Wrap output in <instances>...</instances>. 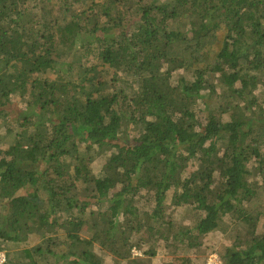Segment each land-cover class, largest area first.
Masks as SVG:
<instances>
[{
  "label": "trees",
  "instance_id": "16d2710c",
  "mask_svg": "<svg viewBox=\"0 0 264 264\" xmlns=\"http://www.w3.org/2000/svg\"><path fill=\"white\" fill-rule=\"evenodd\" d=\"M74 2L0 0V135L14 131L0 155L4 264L19 257L10 242L24 245L18 264H155L139 215L165 246L157 264H189L204 254L192 231H215L226 214L248 221L258 207L255 221L264 216V0ZM55 4L61 15L46 8ZM211 74L224 100L201 94ZM15 95L34 112L14 117ZM76 181L94 193L81 200ZM169 188L192 225L181 232L162 203ZM259 227L221 264H264Z\"/></svg>",
  "mask_w": 264,
  "mask_h": 264
},
{
  "label": "rangeland",
  "instance_id": "374dc122",
  "mask_svg": "<svg viewBox=\"0 0 264 264\" xmlns=\"http://www.w3.org/2000/svg\"><path fill=\"white\" fill-rule=\"evenodd\" d=\"M56 1V0H54ZM73 1L74 0H70ZM78 4L76 2H74V6H77ZM58 5L55 4L53 6H49L46 7L49 10H53V12L55 13V16L57 15H61L62 10L59 9L57 7ZM72 5L70 6L71 9ZM69 9V10H70ZM78 11V8H77ZM94 63L92 61H89L87 63H85L86 67H89L91 65H93ZM91 68L95 69V65L91 66ZM75 71H81L80 68H78V65H76L75 67ZM48 74V73H47ZM217 74L216 75H209L208 80L209 82H211V84H213V87H209L206 88L204 90H201V94L206 96L207 101H212V100H216L218 97L222 100H224V95H223V91H222V84L221 82H218L217 79ZM50 77H53L52 75H50ZM188 80V79H187ZM123 90H126L127 92L130 91V87H122ZM26 99H23L22 97H18L17 95H15V99L14 101L9 105V109L10 112L12 111L14 113V117H20L26 114L30 115L31 113H33L34 111H28L27 112V108L28 105L26 104ZM194 105H196V107H201L203 108L204 101L202 100V98H196L195 102L193 103ZM13 113H11V115L13 116ZM29 118L31 119L32 116H29ZM30 122V121H29ZM17 123L19 124V127H17L16 129H21V123H20V119H17ZM5 129L1 130V135H0V155H1V150H6L7 148H9L11 146V142L13 141V132L9 133L7 131H4ZM129 136V133H127ZM128 138V137H125ZM120 142V140H118ZM121 143V142H120ZM83 143L81 141L78 142V144L76 146H78V148H82L83 147ZM94 163V168L97 169L100 165L101 168L104 167V163H103V157L101 154L98 155L97 159L93 162ZM249 166L252 168V178L256 177L257 175H260V165L259 163L256 162H249ZM193 169V165L190 164L189 166V170ZM183 176H187L186 173L183 174ZM76 189H77V194L78 197L82 200L84 198H87L85 196H89L92 195L94 192L92 191V187L91 185L88 184H84V183H80L79 181H76ZM172 194H173V189L169 188L166 192H165V199L162 202L166 207H167V211H168V215L172 216L173 218H178L180 219V224L178 225L176 230H180L181 232V228L182 229H187L189 228L191 225V223L189 221H187V219H185V221L182 222L183 218L181 219V212L183 211V207L182 206H175L172 203ZM142 196V195H141ZM134 204H137L139 207H142L144 210L147 208V202L146 199L143 197H136L135 200L132 202ZM93 205V204H92ZM90 208L95 209V206L93 205ZM62 204L60 205V207L62 208ZM90 208L88 209V212L86 213H91ZM261 208L258 207L254 210H252L251 212H249L250 217L252 216L253 218H250L248 221H245L242 219L241 217H231V215L226 214L223 215L222 217V221H221V226L215 230L212 231L206 235L203 236H196L195 231H191L188 232V234H194L192 237H195V241H197V243H202L203 244V248H204V256L201 254L200 258H195V256L192 257V259L189 261V264H207L208 262L211 264H219L218 262V258L219 255L225 252L226 247L229 246H233V240L236 236L246 232L249 229L253 228L257 231V232H261L260 231V225H264V216H260V219L257 218V220L255 221L254 217L256 216L255 213L260 210ZM84 214L82 217L86 218L87 214ZM61 214L64 216V212H61ZM167 215V216H168ZM134 217V215H133ZM132 217V218H133ZM140 218H142V222H140V230L142 233V238L144 239L145 243L148 244L151 248L155 249V256L153 257V263L157 264L162 260V257H164L166 255V249L165 246L163 244V242H161L160 240H158V238L156 237V233L154 235H152L154 232L152 231L151 233L147 230V226L149 224V220L148 218H146L145 215H139ZM190 217V215L188 216ZM88 223V221L86 220V224ZM182 225V226H181ZM90 235V236H89ZM24 236V235H23ZM191 236V235H189ZM85 237H90L93 238L96 247H102L103 244V239H100L99 237H97L94 233H86V232H81L79 233V238H85ZM31 240L30 237H22V240H19V242L21 243L22 241L25 240ZM182 242V241H181ZM7 246H9L7 248V252H11V254L17 253L19 255V257H17L18 259L15 261L14 258L15 256L11 255V263L10 264H18V262L20 261V257L22 256V249L24 248L22 244H18V243H7ZM168 246V245H167ZM169 248V247H166ZM96 250H94L96 253L100 254L98 252V249L95 248ZM213 249V250H212ZM3 250L4 252L6 250L4 249H0ZM192 248L189 249V252H192ZM137 253H139V251H136ZM208 252V253H207ZM212 252V253H211ZM185 253H187V250L185 251ZM6 254V252H5ZM181 255V254H180ZM100 256L104 262V264H125L122 263L121 260L116 261L115 258H110L107 256H102V255H97ZM168 256V254H167ZM15 262H14V261ZM221 264V262H220Z\"/></svg>",
  "mask_w": 264,
  "mask_h": 264
},
{
  "label": "built area",
  "instance_id": "2783aa9c",
  "mask_svg": "<svg viewBox=\"0 0 264 264\" xmlns=\"http://www.w3.org/2000/svg\"><path fill=\"white\" fill-rule=\"evenodd\" d=\"M6 261V254L3 250H0V264H4V262ZM218 262L220 264V259L218 258ZM207 264H211V263H207Z\"/></svg>",
  "mask_w": 264,
  "mask_h": 264
},
{
  "label": "clouds",
  "instance_id": "9594fccd",
  "mask_svg": "<svg viewBox=\"0 0 264 264\" xmlns=\"http://www.w3.org/2000/svg\"><path fill=\"white\" fill-rule=\"evenodd\" d=\"M134 250V253H137L136 251H135V249H133Z\"/></svg>",
  "mask_w": 264,
  "mask_h": 264
}]
</instances>
